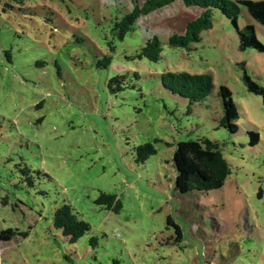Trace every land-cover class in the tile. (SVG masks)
<instances>
[{"label": "rangeland", "instance_id": "rangeland-1", "mask_svg": "<svg viewBox=\"0 0 264 264\" xmlns=\"http://www.w3.org/2000/svg\"><path fill=\"white\" fill-rule=\"evenodd\" d=\"M17 1L0 0V233L17 234L0 242V264H264V104L242 81L246 70L264 87V52L239 51L218 11L191 51L169 47L202 10L181 1L123 40L114 23L132 6L122 0ZM246 11L240 28L255 26L264 45V25ZM152 36L157 63L136 58ZM166 71L212 74L214 91L190 105L164 89ZM221 86L240 115L235 135L219 127ZM248 133L260 141L250 146ZM204 138L232 174L221 189L181 195L176 146ZM156 140L137 163L136 148ZM101 192L122 202L118 214L95 203ZM63 203L91 226L75 244L53 226Z\"/></svg>", "mask_w": 264, "mask_h": 264}, {"label": "trees", "instance_id": "trees-1", "mask_svg": "<svg viewBox=\"0 0 264 264\" xmlns=\"http://www.w3.org/2000/svg\"><path fill=\"white\" fill-rule=\"evenodd\" d=\"M25 0H18L22 3ZM132 7L123 19L114 23V30L118 32L121 40L132 30V26L141 18L156 13L163 8L171 7L177 1H181L186 7H197L200 10L199 15L187 25H185L182 34H174L167 41L171 48H181L187 51L192 50V45L202 42V34L212 29L214 26V12L218 11L231 21L234 30L239 39L238 50L245 52L248 49L257 52H264V45L258 40L255 26L247 24L240 28L239 19L243 8L246 9L251 19L264 25V0H122ZM12 8V7H10ZM161 40L152 36L146 40L140 53L136 58L146 59L152 63H157L162 57ZM103 67L108 68L111 65V58L103 59ZM119 76L112 78L109 82V88L114 82L119 83ZM242 81L247 86L250 94L259 96L264 104V87L254 82L246 70H243ZM161 84L166 91L172 95L179 96L187 100L190 105L205 103L214 91L215 83L212 74H190L184 72H168L161 75ZM123 89L121 86L119 90ZM217 96L222 103V117L219 127L227 130L231 135L238 132L237 122L239 113L237 106L232 98V91L227 86H221ZM252 139L250 146L256 145L260 141L257 133H248ZM154 143H145L136 148L137 163H144L148 158L155 155L157 150ZM219 144L210 141L207 138L201 140H191L179 142L173 155V164L176 169V190L181 195L190 192H209L221 189L230 174H232L230 165L224 158ZM27 171V170H25ZM261 191L258 196L261 197ZM106 210L118 214L122 210V202L114 193L101 192L95 202ZM53 226L62 231V235L68 239L69 243L75 244L80 238L91 231V226L82 220L75 209L66 203L58 207L52 217ZM168 226L176 228L178 238L182 237L179 226L173 224L172 219L168 218ZM16 231L9 229L0 233V242H9ZM96 241L95 239H92Z\"/></svg>", "mask_w": 264, "mask_h": 264}]
</instances>
